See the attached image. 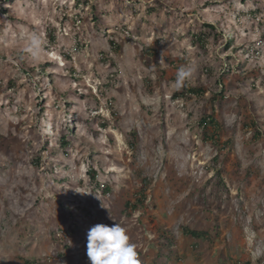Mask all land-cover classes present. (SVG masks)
<instances>
[{
    "label": "rangeland",
    "instance_id": "rangeland-1",
    "mask_svg": "<svg viewBox=\"0 0 264 264\" xmlns=\"http://www.w3.org/2000/svg\"><path fill=\"white\" fill-rule=\"evenodd\" d=\"M117 222L140 264H264V0H0V264H89Z\"/></svg>",
    "mask_w": 264,
    "mask_h": 264
},
{
    "label": "clouds",
    "instance_id": "clouds-1",
    "mask_svg": "<svg viewBox=\"0 0 264 264\" xmlns=\"http://www.w3.org/2000/svg\"><path fill=\"white\" fill-rule=\"evenodd\" d=\"M41 45V39L34 36L25 50L35 59L39 57ZM191 75V68L181 67L176 73L175 89H182ZM86 255L89 264H140L136 245L130 242L127 230L119 222L112 226L104 223L91 226L87 231Z\"/></svg>",
    "mask_w": 264,
    "mask_h": 264
},
{
    "label": "trees",
    "instance_id": "trees-1",
    "mask_svg": "<svg viewBox=\"0 0 264 264\" xmlns=\"http://www.w3.org/2000/svg\"><path fill=\"white\" fill-rule=\"evenodd\" d=\"M245 1V0H243ZM152 11V10H151ZM255 11H260V9H255ZM206 26H208L209 28L213 29V30H216V27L214 26V24H211V23H206ZM206 37V35L204 33L201 34V38L202 37ZM114 44V42L112 41V45ZM115 47V46H113ZM201 91L200 88H188L186 86L183 87L181 93H175L174 96L178 97V96H183V95H187L189 93H199ZM201 123L203 124V126L206 128L208 126V128H206L205 130V135L206 137L208 135H211L210 134V128L209 126L210 125H214L215 127L217 126L218 127V121L217 119L214 117V115H205L202 120H201ZM216 131V129H215ZM212 137H215V133L212 134ZM60 143L58 145V149L60 150H63L64 153H67L68 152V146H69V140L68 138L66 137V134H63V136H61L58 140ZM131 146L132 147H135L134 144L131 143ZM41 156L38 154L36 156L33 157L32 161L35 163V164H38L39 160H40ZM67 170L69 169V166H66ZM53 173H58L59 172V169L57 167H54L52 169ZM69 171V170H68ZM88 173H92V168L90 170L87 171ZM67 175L63 178V179H68L71 178L70 174L69 173H66ZM95 178V174L92 175V177H90V179H94ZM81 182H83V180H80ZM79 181V182H80ZM78 182L79 186H80V183ZM103 190H104V194L108 191L107 189H109V186H102ZM110 194L112 193L111 190H109ZM130 202L128 201L126 203L127 206H129ZM91 209L92 208H86V212L88 214V212L91 213ZM93 210V209H92ZM78 217V216H77ZM69 223V220L66 218L64 219L62 222H59L55 227H51V235L53 236V238L55 239V241H58L59 243H64V245L66 246L67 249H70L73 244L72 242H69V239L67 238V231L70 229L68 226ZM77 226L79 225L78 223H75ZM79 227V226H78ZM71 230V229H70ZM72 230H74L72 228ZM214 230V231H213ZM184 233L185 234H188L190 236H192V238L196 239V241L194 242V244L196 243L195 247L198 248V247H201L203 245V243L205 244H209L210 246H212L216 240L217 237H219V234L220 232L216 229V228H206L205 230L204 229H197V228H193V229H190L189 227H185L184 228ZM167 238L169 239L168 240V243L171 245L170 247H175L176 244H177V241L174 243L173 242V238H171V236H167ZM202 239V241H201ZM62 240V241H61ZM63 240H67V241H63ZM174 243V244H173ZM173 251L175 253L176 252V248L173 249ZM168 256H171V255H168ZM223 256V254H222ZM220 257L219 260H218V264H221L222 261L224 260L223 257ZM20 258V257H19ZM21 260V259H20ZM24 264H43L44 260H39V259H35V260H30L27 256L22 258ZM171 260L172 264H173V258L169 259ZM22 262V261H21ZM171 264V263H170ZM229 264H243V262H240V261H232V263H229ZM248 264H250V262H248Z\"/></svg>",
    "mask_w": 264,
    "mask_h": 264
},
{
    "label": "crops",
    "instance_id": "crops-1",
    "mask_svg": "<svg viewBox=\"0 0 264 264\" xmlns=\"http://www.w3.org/2000/svg\"><path fill=\"white\" fill-rule=\"evenodd\" d=\"M177 239V238H176ZM193 240H192V243H193V247H194V238H192ZM177 244H178V242H177ZM177 244H176V246H175V248L177 249ZM206 248V247H205ZM177 251V253H178V249L176 250ZM210 253V252H209ZM219 254H221L220 256H219ZM222 254H223V252H218V255L215 257V260H216V263L218 264V260H219V258L222 256ZM209 256H211L212 257V254L210 255V254H208ZM214 257V256H213ZM174 260L176 261V263L174 262ZM178 262H177V259H173V264H177ZM171 264H172V262H171Z\"/></svg>",
    "mask_w": 264,
    "mask_h": 264
}]
</instances>
